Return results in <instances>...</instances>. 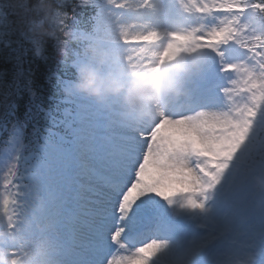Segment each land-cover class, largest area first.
I'll return each instance as SVG.
<instances>
[{"label":"snow or ice","instance_id":"6c2138e0","mask_svg":"<svg viewBox=\"0 0 264 264\" xmlns=\"http://www.w3.org/2000/svg\"><path fill=\"white\" fill-rule=\"evenodd\" d=\"M87 5L99 8L91 34L55 13L59 46L97 39L131 76L186 75L189 95L132 127L116 106L62 93L27 143L14 125L0 149V264H264V0ZM200 53L195 69L178 63ZM55 75L60 91L74 81Z\"/></svg>","mask_w":264,"mask_h":264},{"label":"trees","instance_id":"16d2710c","mask_svg":"<svg viewBox=\"0 0 264 264\" xmlns=\"http://www.w3.org/2000/svg\"><path fill=\"white\" fill-rule=\"evenodd\" d=\"M34 2L0 0V130L4 134H10L14 125L22 124L27 130L50 126L47 113L57 115L54 110L62 95L55 74L67 80L77 77L76 66L61 64L57 41L64 37L55 20H46L43 12L32 11L27 18L22 15L25 4L32 8ZM51 6L53 16L57 11L69 16L74 13L73 28L79 26L88 33L94 5L81 6V0H51ZM40 21H44L43 28L37 27ZM36 42L42 49L40 55ZM80 44L73 40L69 50L76 53Z\"/></svg>","mask_w":264,"mask_h":264},{"label":"clouds","instance_id":"9594fccd","mask_svg":"<svg viewBox=\"0 0 264 264\" xmlns=\"http://www.w3.org/2000/svg\"><path fill=\"white\" fill-rule=\"evenodd\" d=\"M26 6V4H25ZM32 11L45 13V19L55 20L51 0H35L32 8L24 7L25 13ZM29 23H36L29 20ZM44 21L37 27L43 28ZM55 36V33H51ZM82 42L81 61L76 64L72 51L58 47L62 61L72 63L77 68V77L70 86L62 87L65 95H83L94 99L102 107H118L117 119L123 123L140 127L144 122L154 119L159 111L170 110L182 103L189 95L186 75H171L165 69L160 73L145 76H131L123 67L111 63L110 52L102 43L93 38L74 37ZM203 54L183 57L178 63L195 69ZM171 68V66H169ZM264 186V180L259 181Z\"/></svg>","mask_w":264,"mask_h":264},{"label":"rangeland","instance_id":"374dc122","mask_svg":"<svg viewBox=\"0 0 264 264\" xmlns=\"http://www.w3.org/2000/svg\"><path fill=\"white\" fill-rule=\"evenodd\" d=\"M95 27V26H94ZM6 103V105L8 106L9 105V103H7V102H4V104ZM23 133H24V128H23ZM25 134V133H24ZM31 136H32V134H30ZM4 147V146H3ZM3 147H1L0 149H2Z\"/></svg>","mask_w":264,"mask_h":264},{"label":"bare ground","instance_id":"6f19581e","mask_svg":"<svg viewBox=\"0 0 264 264\" xmlns=\"http://www.w3.org/2000/svg\"><path fill=\"white\" fill-rule=\"evenodd\" d=\"M3 12H4V10H3Z\"/></svg>","mask_w":264,"mask_h":264}]
</instances>
